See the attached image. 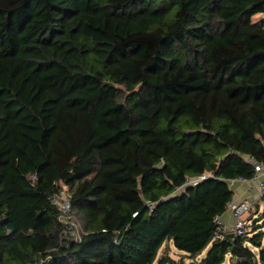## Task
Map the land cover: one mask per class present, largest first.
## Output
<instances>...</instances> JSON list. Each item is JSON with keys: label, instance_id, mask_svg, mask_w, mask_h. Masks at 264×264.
Here are the masks:
<instances>
[{"label": "trees", "instance_id": "trees-1", "mask_svg": "<svg viewBox=\"0 0 264 264\" xmlns=\"http://www.w3.org/2000/svg\"><path fill=\"white\" fill-rule=\"evenodd\" d=\"M257 15L264 0H0V264H264V213L243 235L215 222L264 163ZM63 189L80 241L61 239Z\"/></svg>", "mask_w": 264, "mask_h": 264}, {"label": "built area", "instance_id": "built-area-1", "mask_svg": "<svg viewBox=\"0 0 264 264\" xmlns=\"http://www.w3.org/2000/svg\"><path fill=\"white\" fill-rule=\"evenodd\" d=\"M250 163L255 168V176L250 180L239 178L235 182L251 183L257 188L259 199H264V163L257 162L253 159H250ZM207 178L208 174L194 179H187V182L183 188L189 185L196 186ZM71 198V194L63 189L55 193L50 198V203L56 207L59 212L58 219L62 224L61 239L66 236H71L75 241H80L84 234L83 226L74 213ZM252 204L253 202H243L237 199L229 202L226 213L217 216L215 219L216 235L219 236L220 234L226 232L237 235L245 234L249 230L250 222L247 219V215L252 208ZM227 213H230L232 217V224L230 225L227 224L224 219ZM50 262V257H41L37 264H50Z\"/></svg>", "mask_w": 264, "mask_h": 264}, {"label": "rangeland", "instance_id": "rangeland-1", "mask_svg": "<svg viewBox=\"0 0 264 264\" xmlns=\"http://www.w3.org/2000/svg\"><path fill=\"white\" fill-rule=\"evenodd\" d=\"M254 21L255 22H258V23H262L264 21V15H257L254 17ZM235 184L233 185V188L235 189L236 191V195L243 191H249V188L252 187L253 185L251 183H238V182H234ZM245 189V190H244ZM252 196V194H251ZM250 196V197H251ZM256 196V193L254 195V197ZM249 196L245 197V199L243 197L241 198H236L237 200H240V201H249L250 202V198ZM254 200H256V204L254 205V207L252 206V213L250 212V214L247 215V219L249 220L250 218H252L253 216L256 215L257 213V210L259 211V213L257 214V220L261 218L262 214L264 213V199H257L256 197L254 198ZM253 220V219H252ZM206 251L204 252V255H206ZM169 255L171 256L172 259L176 260V261H179V260H182V256L177 252L176 249L170 247L169 249ZM185 264H191V260L189 259H186L185 260Z\"/></svg>", "mask_w": 264, "mask_h": 264}, {"label": "crops", "instance_id": "crops-1", "mask_svg": "<svg viewBox=\"0 0 264 264\" xmlns=\"http://www.w3.org/2000/svg\"><path fill=\"white\" fill-rule=\"evenodd\" d=\"M249 190H250V192L249 191H245V192L241 191L239 193V195L238 194L235 195V199L238 198V197L239 198L243 197L245 199V197H247V196L250 197L251 194H252V196L250 198H248V199H250V202H256V200H254V198L256 197L257 199H259L258 192H257V188L253 185L252 187L249 188ZM255 193H256V196L254 197ZM224 219L227 222V224H229V225L232 224V217H231V214L230 213H227L225 215Z\"/></svg>", "mask_w": 264, "mask_h": 264}, {"label": "water", "instance_id": "water-1", "mask_svg": "<svg viewBox=\"0 0 264 264\" xmlns=\"http://www.w3.org/2000/svg\"><path fill=\"white\" fill-rule=\"evenodd\" d=\"M231 235H232V236H234V234H233V233H232Z\"/></svg>", "mask_w": 264, "mask_h": 264}]
</instances>
